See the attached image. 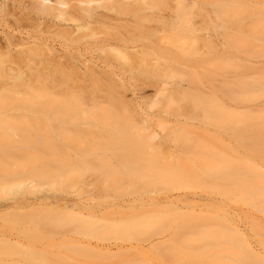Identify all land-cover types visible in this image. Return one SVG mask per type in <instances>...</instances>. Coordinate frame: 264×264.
<instances>
[{"label": "bare ground", "instance_id": "6f19581e", "mask_svg": "<svg viewBox=\"0 0 264 264\" xmlns=\"http://www.w3.org/2000/svg\"><path fill=\"white\" fill-rule=\"evenodd\" d=\"M170 1H172L173 4H170ZM223 1L224 0H213L209 6L213 12L210 10V13H214V16H219V12L221 11V5L219 6V4H222ZM186 2L187 0H0V122L3 124L11 121L12 126H18L17 122H19V125L23 127H19V129L21 128L24 130L25 125L27 126L25 131L30 129L28 133L25 132V134L22 132V135H17L18 137L13 140L18 143H22L21 141H23L24 145L27 143L26 146L21 144L24 147H27L29 144V146L43 145L47 148L52 146L59 147L57 149H60V152L56 155L61 156L63 160H61L60 157L57 158L55 155V159L57 158L60 162V167L53 174L47 175V177L57 178L61 176L64 167L62 163L65 162V160H73L77 163L75 164L72 161L75 166L77 165V168L82 169L84 172L94 174L99 177V179L101 178L100 180H104L102 178H105L106 181L110 179L111 182L114 183L112 179L115 178H117V180L118 178L119 180L123 178L132 181H134L133 179H138V181L140 179L146 185L170 183L172 188L179 190L176 193L169 190L163 192V195H159V192H155V195H148L147 197L133 196L126 199L122 198L112 203V205H115L117 208L123 210L130 208L134 210L133 208H141L154 201L158 207L173 206L176 209H181L185 203L188 205L191 203L194 208L201 211L205 206L203 207L202 202H197L199 200L198 192L196 190L183 191L182 189L190 186L189 184H185V182H188L190 178L193 180L199 179L200 181H212L220 177V175H226L227 171L233 172L235 169L236 171L237 169L239 170L240 166L238 167V165L233 164L231 161L226 165L225 159L227 158H218V156H216L217 152L212 153L206 148V144H204L199 134L193 132L192 135V131L189 130L191 128L189 127L188 129V127H186V130L184 125L188 124L192 126L193 124L199 123L201 125L200 127L206 126L205 129L203 127L202 129L216 132L224 126L236 128L235 124L242 121L241 118L247 120V118L244 119V116L248 117L250 114L247 115L246 112H240L239 114V112H236L237 110L232 103L226 104L219 102L217 98H210L209 94L207 96L210 99H206L208 97H206L205 93L200 92L199 94V90L196 91L199 97L193 102L194 95L188 94L190 93L188 90H192L191 88H195V86H189L184 83L190 71L188 73L184 65H181L179 68L178 65H176V61L169 56L155 54L153 49H151L153 53L150 51H143L144 49L142 50V48H139L142 44L127 45L130 38L122 31L123 29L125 30L127 26L125 24L124 26H126V28H121V30L120 26L122 23L119 22L120 25L116 22L118 20L122 21L123 19L125 23H128L130 18L132 20L129 22L134 19L138 21L140 18L143 19V16L144 18H149L154 10L160 11V9L164 10V8L169 11V16L173 14V16L178 17L181 14L180 12H183L184 9H186L185 7L189 5H186ZM190 2L193 3L194 1L191 0ZM18 10L20 12H18ZM147 11L150 12V15L148 14L149 12L146 13ZM145 13L148 15L146 16ZM49 21L57 26H59L62 21L71 22V26L69 24L68 29L58 28V30L55 28L52 33H55L59 38L66 41L65 43L67 45H71L73 42L72 45L74 44L77 46L76 44L78 41H82L81 43H92L100 53L96 54L94 57L83 58L82 49L78 46V48L75 47L76 49L73 47L74 50L65 46V50L67 48L69 50H62L63 52H61V50L58 51V49H56L57 47L53 48V46L48 45V42L45 43L44 39L42 42V39L38 38L35 33L36 31L33 29L39 30V28L44 27H46L45 30L49 29L50 23H47ZM213 22L214 21H212V26L217 28L218 25ZM179 25H177V27H179ZM27 27H30L28 33L34 31V37L36 38H32L33 36L29 35L31 32L28 34L25 30L26 34H24L20 31V29L23 28L28 29ZM9 28H18L23 35H18L17 37ZM182 28L187 27L185 26ZM37 38L41 41L34 40ZM62 39H60L61 42ZM239 39H241L239 42L243 43V45L248 43V40L244 41L242 37ZM161 43L162 42L159 40L156 42L151 40L148 42V45L159 46ZM166 44L164 46H166ZM143 45L145 46V44ZM162 45L163 43L160 46ZM256 46L262 45L256 44ZM61 49H64V47L62 46ZM184 49L186 50L184 51ZM184 49L181 47L178 53L182 55V53H186L187 50V53L193 52L191 49L189 50V48L187 49L185 47ZM217 49V46H209L206 51L215 52ZM148 50L150 49L148 48ZM196 50L199 51L198 49ZM203 51L200 52L204 53L205 51ZM178 53L176 55L181 56ZM184 56H186V54ZM161 57H164L163 61L159 59ZM199 64L201 65L198 61V68L200 67ZM200 74H202V76L203 74L205 75L203 71ZM199 78L200 77H198V80ZM34 79H39V81L35 83V81L33 82ZM33 83L40 86L37 88ZM145 83L154 87L151 95L144 94L143 84ZM232 86L233 84H229V88H227L230 98H232L233 90L235 89H233L234 86ZM6 89L12 91L13 96L11 95V100L7 99L3 101L2 99L4 97L2 98L1 96L5 95L4 91ZM127 91L130 93L129 98H126ZM14 94L19 96L16 97ZM186 97L188 98L186 104L185 102H182L183 104L177 102L178 98L182 100ZM174 104H176V106ZM153 107H155V110H150ZM7 111L10 112L8 113ZM5 113L12 115L7 116ZM162 113L170 117L167 119L168 122L170 121L173 123H167L165 126L161 127V130H157V128L153 126L152 117ZM14 120L16 122H14ZM66 157L71 158L67 159ZM230 164L231 168L233 167L232 169L235 168L234 170L230 168ZM79 165H81V168ZM257 166L258 165H249V170L245 168L246 171L244 175H247L249 172L250 174H248L250 176L247 177L250 178L251 173L253 177H255L254 175L257 173H262V171L259 170L260 166ZM228 169L231 170L229 171ZM257 170L260 172H257ZM233 178L236 179V177ZM108 181L106 183H108ZM240 183H243L242 180ZM240 183L237 185L239 189L235 188L233 185V192L246 193L249 188L244 184L247 183L239 185ZM27 188L29 189L28 191L31 192L30 186H27ZM228 188L231 190L230 187ZM62 196H58L54 192H49L47 189V191L33 197H30V195H23L18 199L13 197L14 199H11V203L2 204L5 205V207L0 206V213L2 211H12L13 208L18 211L47 207L62 208L71 214L68 215L66 212L63 213L64 216L62 214V218H59L61 221H63L62 219L67 221H63L64 224H68L69 220L71 222L72 216L75 215H79V219H82L79 221L78 218L75 217L78 223L75 222L76 230L74 232L80 235L86 232L90 235L93 233V235H100L102 231L107 233L108 229V232L111 231L110 233H112L113 230V234L115 232V234L132 235L135 233L134 235H136V232H139L144 226L156 228L160 225L162 216L165 213L164 210H155L157 214L152 213L154 215L133 216L132 218L125 217L127 219L123 218L126 221L123 220L122 224L119 223L122 219L118 220V222L114 220L118 225L121 224V226L116 225V223H113L115 225L106 224L105 221L103 224V221H100L102 219V209L99 207L97 208L95 204L94 206L89 204L88 200L83 198L80 193L75 192L72 196L69 195L71 196L69 198H67L68 195ZM186 199L191 200V202L186 201ZM194 203L197 206H195ZM161 213H163V215H161ZM166 213L171 212L167 211ZM47 214L49 217L52 215L50 213ZM166 215L163 217L165 218ZM40 216L44 218L43 214H40ZM60 216L61 215H57L56 217L58 218ZM66 216L70 219L68 220L65 218ZM54 217L53 220L46 218L47 220L44 223V227L60 226V223H63L57 218L55 220ZM169 217L170 216L166 219L169 220ZM185 218L187 220V216ZM96 220L100 221V223L94 222ZM41 221H43V219ZM180 221H183V219ZM73 222L74 221L71 223ZM112 222L113 221L107 223ZM158 222H160V224H157ZM175 222L177 221L175 220ZM183 224L180 223L182 226ZM201 224L202 223L199 224V222H196L194 226L196 229L200 226L205 228L204 226L206 225L203 224V226ZM180 225H177V227ZM174 226H176V224ZM95 227L101 231L97 232V229H93ZM195 227L187 229L186 226L182 231L186 233L188 231L185 230H190L189 232H191V228ZM202 227L198 229L199 232H197L198 230L196 231V236L195 230L193 229L191 234L189 232L188 234H190V236L194 234V237L190 238L187 234V236L185 235L186 237L180 235L175 241L172 240V244H169L171 248L169 246L170 249L168 248L167 250L178 258V263L181 258L184 260V264L193 263V260L191 263L188 261L195 258L196 256L194 253L200 250L196 245L195 247L197 250H195V247H192V245L199 241L201 243L205 241L206 245H202V250L200 252L202 253L203 251L202 255L197 253L199 255L197 256L198 259L201 256L203 257V254H207L208 252L216 253L220 250L219 246L217 248V246L207 245L210 241V235L213 234L214 236L217 232L214 230V234L213 230L210 228H216L211 226L210 228H208L209 226L206 227L207 229L205 228V230L209 229V233L213 232L207 235L208 231L200 232L203 229ZM122 229L124 230L123 233H121ZM178 229L179 230L176 229V231L179 232L181 227ZM88 230L93 233H89ZM227 231H229V235L226 234L232 237L230 239H228V236L225 238L227 239V243L240 242L241 248L243 247L245 249V251H240V253L235 252V254H232L234 250L230 252L232 258L238 259L236 264H263L259 258L253 254L251 248L242 246L243 237H241L236 230L229 228ZM95 232H97V234H95ZM30 233L31 232H29V234ZM179 234L181 233L179 232ZM220 234L222 233L217 232V235ZM63 235L64 233L62 236ZM66 235H64V239L67 236L69 237V235ZM215 237L213 238L214 240H218L220 237L224 239L223 234L220 237ZM75 240L82 241L80 239ZM131 240H129V242H131ZM158 240L159 239L148 242H150V245H154ZM69 241L70 240H67L66 242ZM28 242L31 243V241ZM47 242L48 241H46V243ZM3 243L20 244V241L8 239L5 235L0 234V244ZM30 243H27V245ZM46 243L44 244L46 245ZM57 243H62V239L56 241V244ZM49 244H51V242H49ZM29 247L31 248V246ZM95 247L98 248L96 252L87 249L89 252L93 251L91 252V256H93V253H98V255L96 254L93 256L98 257L95 262H98V259L100 261L104 257H107L104 256L105 253L116 256L117 254L129 252V250L136 247H138V249L135 251H144V249H142L143 246L138 242L135 245L132 243L128 245H116L115 248L110 244H96ZM122 248L127 249L122 250ZM199 248L201 249V247ZM10 249H12V247ZM6 250L10 251L9 249ZM25 250L26 252L22 251L21 253H25L23 256L31 262H29L30 264H51V261L46 260L47 255L36 254L32 249H28L30 252L27 251V249ZM192 254L195 257H193ZM100 255L101 257L103 255V258H100ZM26 258L23 257L25 260ZM194 260L197 259L195 258ZM125 263L128 264L127 262L121 264ZM195 264H197V262Z\"/></svg>", "mask_w": 264, "mask_h": 264}, {"label": "rangeland", "instance_id": "374dc122", "mask_svg": "<svg viewBox=\"0 0 264 264\" xmlns=\"http://www.w3.org/2000/svg\"><path fill=\"white\" fill-rule=\"evenodd\" d=\"M190 1L191 0H187L186 5H189L185 7L186 9H184V11L182 10L183 12H180L181 14L178 17L173 16L172 12L171 14L173 17L169 16V11L165 10L163 7V11L161 9L160 11L154 10L151 15L150 12L147 11L146 13L149 12L148 14L150 15L149 18H144L143 16V19L140 18L138 21L134 19L133 21L135 22H129L132 20L131 18L128 20V23H125L123 19L122 21L118 20L116 22L122 23V25L119 23L121 26L117 24L120 26V29L126 28L127 26L125 30L121 29L130 38L127 45L131 46L134 44H142L139 48H142V50L144 49L143 51L152 52L151 49H153L155 54L157 53L160 56H162L161 54L169 56L176 61V65H178L179 68L181 65H184L187 72L189 73L190 71L188 77L185 78L186 80H184V83L189 86H195V88L197 87V90L194 87H190L192 90H188L190 92L188 94L194 95L193 102L197 99V97H199L196 92L199 90V94L200 92L205 93L206 97H208L207 95L209 94L210 98H217L219 102L226 104L232 103L237 110L235 111L237 113L239 112V114L240 112H246L247 115L250 114L248 117L244 116V119L247 118V120H243L240 117L242 121L235 124L236 128L224 126L216 132H212L207 129L204 130L206 126H202L204 128L202 129L199 123L195 125L193 124L194 126L182 124L185 128L188 127L189 129L190 127L192 129H189L192 131V135L193 132L199 134L204 144H206V148L212 153L217 152L218 155L216 154V156H218V158H227L225 159L226 165H228V162L231 161L233 164L238 165V167L240 166L239 170L237 169L236 171L235 168V170L232 169L233 167L231 168L230 164V168L234 171L232 172L230 171L231 169H228L232 172L230 173L227 171L226 175L228 176L220 175V177H217L212 181H200L199 179L193 180L190 178L188 182H185V184H189L190 186L182 189L183 191L196 190L198 192L197 194L199 195V200L197 202H202L203 207L205 206L201 211L194 208L191 203L189 205L185 203L181 209H176L173 206L158 207L154 201L150 202V204L148 203L147 205L142 206L141 208L136 209L132 207L134 210H131L130 208L123 210L115 207L112 203L121 200L122 198L126 199L133 196L147 197L148 195H155L157 192H159V195H163V192L169 190H172V192L174 191L175 193L179 190L172 188L170 183L146 185L140 179L139 181L141 182H139L138 179H136L137 181L135 179L132 181L130 179L127 180L120 178L121 180H119L118 178L117 180V178H115L119 181L117 182L115 179H112L116 184L111 182L110 179H108L110 181L107 180L108 183H106L107 181L105 178H102L104 180H100L101 178L99 179V177L94 174L84 172L82 169L77 168V165L75 166L73 164L75 161L72 160L73 163L72 161H66L65 159L67 157L64 159L65 162L62 163L64 166L62 175L57 178H49L47 175L53 174L60 167V162L57 158L60 157L61 160H63L61 156L56 155L60 152V149H57L59 147L52 146L47 148L43 145L29 146L30 144L27 147H24L27 144L26 142L24 145L23 141H21L22 143H18L13 140L22 132L28 133L30 129L25 131L27 127L26 125L24 126V130L21 128L19 129L22 125H19V122H17L18 126L14 125V122H16L15 120L13 122L14 126L11 125V121H9L10 123L6 122L7 124H1L0 122V206L5 207V205L2 204L11 203V199H18L23 195H30V197L40 195L48 189L49 192H54L58 196L68 195V197L65 196L67 198L71 197L75 192L80 193L83 198L88 200L89 204L93 206L95 204L97 205V208L99 207L102 209V219L100 221H103V224L104 221L106 224H113L116 223L114 220H117L118 222L120 219H122V221L120 220L121 222L119 221V223L122 224L124 220L123 218L125 217L132 218L133 216L140 217L150 214L154 215L157 214L155 210H164V215L167 214L164 218L163 213H161V215H163L160 221L161 224L160 222L157 223L160 224L158 225L160 227L157 226L156 228H148L144 226L139 232H136V235H134L135 233L132 235L115 234V232L113 234V230L112 233H110L111 231L108 232V229V231L106 230L107 233L102 231V234L100 232V235H93L94 233L91 231L93 234L90 235L86 232L83 236L74 232L76 230L75 217H77L79 221L82 219H79V215L76 216L74 214L75 216H72L71 220V222H74L71 223L69 220L70 218L66 216L65 218L69 221L68 224H64L66 220L64 221V219H62L64 221L63 222L59 218H62L64 216L63 213H66L67 211L62 208L47 207L42 209H28L25 211L14 210L13 208L12 211L9 212L2 211L0 213V234L5 235L8 239L20 241V244H0V248L2 250V253L0 250V264H30L31 262L23 256L25 253H21L22 251L26 252L25 249H27V251H29L28 249H32L36 252V254L47 255L46 260L51 261V264H121L123 262H127L128 264H184V260L182 258V260L180 259L178 263V258L173 256V253H169L167 249L169 246L171 248V245L169 244H172V240L175 241V239L180 235L185 236L187 234L190 238L194 237V234L190 236L193 229L195 230L196 236V231L202 227L200 226L196 229L194 226V224L196 225V222H199V224L202 223L201 225H206H203L205 228L208 226V228H210V226L216 228L217 230L213 228L210 229L213 230V232L215 230L222 233L224 239L220 237L222 234L217 235L216 232V235L213 236V232L209 233V229L205 230V228L202 227L203 229L200 232L208 231L207 235L212 234L210 235L211 237L209 236L210 241L207 245L217 246V248L219 246L220 250L216 253L208 252L207 254H203V257L201 256L198 259L197 256L199 255L197 253L202 255L203 251L200 253L202 245H206L205 241L204 243L199 241L192 245V247H195L196 245L200 250L196 253H194L195 251L193 252L196 257L192 254V256L197 260H194L195 258H193L191 261H188L189 263L193 260L192 264H195L196 262L197 264H236L238 259L232 258V254H235V252L240 253V251H245V249L243 247L241 248L240 242L227 243V239L225 238H227L229 231H231L227 230L231 228L236 230V232L243 237L242 246H248L251 248L253 254L256 255L264 264V0H224L222 4H219V6L221 5L219 16H214V13H210L211 8L209 6L213 0H193V3ZM170 4H173V2L170 1ZM18 12L20 11L18 10ZM148 14H146V16ZM212 21L218 25L217 28L212 26ZM47 23H50L49 25L51 27L46 25L49 26V29L45 30L46 27H44L39 28L40 31L38 29V31L36 29L33 30L36 31L35 33L38 38H41L42 42L44 39V42H48L49 46H53V48L57 47L56 49H58V51L61 50V52L68 51L69 49L72 50L73 47H80L83 52V58L94 57L96 54L100 53V51L96 49V47H94L95 45L92 43H81L82 41H78L77 44L75 43L78 47L74 44L73 46V42L71 43V46L70 44L67 45L65 43L66 41L59 38L55 35V33H52L55 28L68 29V25L70 24L71 26V22L62 21V24L60 23L61 25L59 24V26L52 24L53 22L51 23V21ZM125 24L126 26H124ZM177 25H179V27H177ZM185 26L188 29L182 28ZM29 29L30 27L28 29L23 28L20 29V31L26 34V31L28 33ZM9 30L14 32L17 37L18 35H23L18 28H9ZM34 31H30L32 34L30 32V34L28 33L33 36L32 38H36L34 37ZM241 37L244 41L248 40L246 45L239 42V40L241 41V39H239ZM38 38L34 40L39 41L40 39ZM60 39H62V42ZM151 40L155 42L159 40L163 43V45L160 46L162 44L161 43L159 46H149L148 42ZM164 43H167L168 45L166 44V46H164ZM255 43L262 46H256ZM143 44H145V46ZM62 46L64 49H61ZM65 46L69 47V49L67 48L65 50ZM209 46H217L218 49L215 52L206 51ZM181 47H183V49L185 47L187 49L189 48V50L191 49L193 52L187 53V50L186 53H184L181 50L184 55L186 54V56H184L182 53V56L178 53ZM148 48L150 50H148ZM185 50L186 49H184V51ZM200 51H203L204 53ZM177 53L181 56H177ZM163 58L164 57H161L159 59L163 61ZM198 61L201 63V65L199 64V68L197 66ZM202 71L206 76L204 74L203 76L200 74ZM198 77H200L199 80ZM34 81L36 83L39 79H34L33 82ZM35 83L33 84L38 88L40 85L37 86ZM229 84H233L234 87H232L233 89L235 88L233 90L232 98H230L227 91ZM143 86L144 94L151 95L154 87L147 85V83L143 84ZM6 90L4 91L6 96H1L2 98L4 97L2 99L3 101L7 99L11 100V95L13 96L12 91L9 89ZM14 95L16 97L19 96L17 94ZM129 97L130 93L127 91L126 98ZM210 98L208 97L206 99ZM177 102H179V104L185 102L186 104L188 102V98L186 97L182 100H179L178 98ZM176 104L174 105L176 106ZM150 110H155V107ZM5 115L8 116L10 114L5 113ZM169 118L170 117L163 113L154 116L152 117V122L154 123L153 126L156 127L157 130H161V127L165 126L167 123H173L167 121ZM55 155L57 157L56 159ZM70 158L68 157L67 159ZM247 165L260 166L259 170L262 171V173L257 170V172L260 173L254 175L255 177H253L251 173V177L248 178L250 176L249 172V174L247 173V175H244L246 169L249 170ZM79 166L81 168V165ZM233 177H236V179ZM241 180L243 183H247L244 185L249 188L248 191L246 193L233 192V185L237 188V185ZM243 183H240L239 185H243ZM27 186H30L31 192L28 191L29 189ZM228 187H230L232 191ZM186 201L191 202L189 199H186ZM194 205L197 206L195 203ZM167 211H170L172 214L166 213ZM47 213L52 214L50 215L51 218ZM40 214H43L44 218L43 216H40ZM67 214L69 215L70 213L67 212ZM53 215L61 216L57 218ZM52 216L55 220L57 218L60 222H63L60 223L61 227L58 225L52 226L53 229L52 227H47L52 230L44 227V223L47 219L53 220ZM168 216H170L169 220H167ZM186 216L187 220L185 218ZM42 219L43 221H41ZM182 219L183 221H180ZM78 220L76 223H78ZM175 220L177 222H175ZM100 221L96 220L94 222L100 223ZM111 221L113 222L107 223ZM186 221L189 222L187 223ZM180 223L185 224L182 226ZM121 224L118 225V223H116L118 226H121ZM175 224L176 226H174ZM177 225L180 226L177 227ZM186 226L187 229L190 227L195 228H191V232H189L190 230H185L190 233L188 234V232L185 233L182 231L186 228ZM102 227L105 228L104 226ZM180 227L181 229L179 232L181 234L176 231V229L179 230L178 228ZM93 229H97V232L101 231L96 227ZM29 232L31 233L29 234ZM91 232L89 231V233ZM97 232H95V234H97ZM123 232L124 230L122 229L121 233ZM197 232H199V230ZM63 233L64 235L68 233L67 235H69V237L66 235L67 239H64V235L62 236ZM215 236H219L220 238L218 237V240H214L213 238ZM230 238L232 237L228 236V239ZM61 239V245L59 243H57L59 244L57 245L56 241ZM75 239H80L82 241ZM156 239L159 240L154 245H150V242H148ZM67 240L70 241L66 242ZM129 240H131V242H129ZM28 241H31V243ZM46 241L48 242L46 243ZM49 242H51V244H49ZM137 242L143 246L142 249H144V251L137 252L135 250L138 249V247H136L129 250V252L117 255L115 254L116 256L105 253L104 256L107 257L103 258V255L102 257L100 255V258H103L104 260L102 259L99 261L98 259L99 263L95 262L98 257H93L96 254L98 255V253H93V256H91V252L93 251H88L94 250L96 252L98 249L95 247L96 244H110L115 248L116 245H128L130 243L135 245ZM27 243H30L28 245L31 246V248L27 245ZM44 243H46V245ZM11 247L12 249H10ZM199 247H201V249ZM6 249H9L10 251ZM126 249L127 248H122V250ZM194 249L197 250L196 247ZM233 250L234 252L230 254ZM21 256L26 258V260ZM32 259L30 260L33 261Z\"/></svg>", "mask_w": 264, "mask_h": 264}]
</instances>
